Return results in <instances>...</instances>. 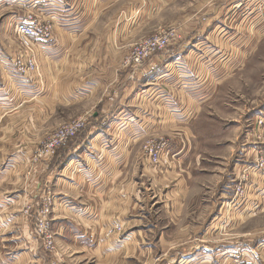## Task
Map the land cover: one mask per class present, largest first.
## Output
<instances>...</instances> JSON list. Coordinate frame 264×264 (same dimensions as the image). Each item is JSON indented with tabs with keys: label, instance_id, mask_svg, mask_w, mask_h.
I'll list each match as a JSON object with an SVG mask.
<instances>
[{
	"label": "crops",
	"instance_id": "crops-1",
	"mask_svg": "<svg viewBox=\"0 0 264 264\" xmlns=\"http://www.w3.org/2000/svg\"><path fill=\"white\" fill-rule=\"evenodd\" d=\"M38 1L54 29L51 40L38 42L34 48L41 75L15 81L11 78L12 64L6 60L0 77V264H45L34 214L26 209L50 189L56 198L53 217L57 246L69 264H199L207 259L231 264L237 245L244 247L252 260L250 249L258 251L262 257L257 263L264 264V240L253 244L257 238L234 244H200L184 252L179 262L172 260V254H162L160 241L179 238V227L182 236L190 233L191 210L200 195L201 205L210 208L211 196L204 183L190 184L189 177L193 176L188 175L173 202L158 198L154 186L153 196H148L146 177L155 184L164 182L159 177L160 168L142 150L149 138H167L171 146L167 148L168 161H164L169 162L170 155L175 154L182 167L193 158V140L213 138L204 126L199 127L201 114L210 110V100L226 82V71L222 54L210 55V48L217 47L221 53L227 45L223 33L241 28L244 19L264 10V0H228L219 13L211 7L194 13L195 22L186 23L184 30L189 32L181 45L161 57L156 71L134 82L123 67L124 58L131 44L145 36L137 34L150 18L159 16L162 4L155 2L158 11L156 7L132 6L131 0ZM2 2L20 12L30 5V0H0V6ZM116 7L123 8L128 18L117 24L110 14ZM19 16H13L14 24ZM236 18L239 21L232 27ZM209 33L216 36L211 39ZM200 48L209 50L205 55L197 52ZM1 52L14 56L0 45ZM76 116L88 119L87 129L63 146L55 159L33 162L39 145L66 123V117ZM222 130L217 135L224 141L226 128ZM251 137H236L229 145L224 141L230 155L240 159L233 169L237 177L248 155L257 150L249 143ZM224 144L214 145L212 151H221ZM200 160L195 159L202 164ZM195 173L203 175L202 170ZM252 176L248 198L233 208L250 206L255 212L264 208V171L255 169ZM197 186L204 188L203 194ZM229 187L226 183L219 188L214 207L227 198L226 202L231 201ZM156 197L158 200L150 204ZM161 203L167 217L157 213L162 210L158 207ZM237 209L234 215L242 217L243 209ZM222 223L224 217L218 216L215 224ZM229 223L242 228L236 219ZM117 224L124 231L111 233ZM153 239L159 241L157 247Z\"/></svg>",
	"mask_w": 264,
	"mask_h": 264
},
{
	"label": "rangeland",
	"instance_id": "rangeland-1",
	"mask_svg": "<svg viewBox=\"0 0 264 264\" xmlns=\"http://www.w3.org/2000/svg\"><path fill=\"white\" fill-rule=\"evenodd\" d=\"M43 1L45 2L46 0ZM38 2L41 1L30 0V5L27 8H20L21 11L22 9L25 10L22 11L23 13L20 12L15 6L8 7V5H6L5 7L3 5L4 2L1 3L3 6H0V45L14 56H10L6 52L0 53V77L2 76V71L4 70H2V65L6 60L9 65L12 64V72L15 78L13 76H11V78L15 81L27 80L31 78L35 79L36 77H39L41 75V67L39 65L37 54L35 52L36 50L34 48L36 46V43L42 42V40L34 41L32 39L33 44H31V46H27L24 40L19 35H17L15 31L16 24L21 21L23 22L30 19H37V21H39L40 23L42 22L44 25H49L48 22L51 23L43 15V7L37 5ZM155 2H157V6L162 4V6H160L162 7V11L160 12L159 16H153L147 21V24H145L141 30L142 32L140 34H137L142 35L143 33L145 34V36L133 42L131 44L130 50H132V46L135 45V43H139L143 40L158 36L161 32L170 28L179 29L184 41V38L189 32V30H184V27H186L187 22H195L196 17L195 15H193L194 13H203L209 7L213 8L214 13H219V10H221V5L224 3L226 4L228 0H131L130 3L132 6L133 3H135L136 7L144 9L155 8ZM160 7H156L159 8L158 11L160 10ZM37 11H39L41 15H38ZM110 14L115 16L114 19L116 24L120 23L123 19H128L127 12L123 11V8L119 9V7H116L115 10L111 11ZM14 15H20L16 24H14ZM238 16H240V13H238ZM250 17L251 19L247 18L242 22L241 28L239 27L240 29H242L241 31H239L240 29L237 28L235 31L228 30L229 32L223 33V35H226L225 40L227 41V45L221 53H217V47L215 48L212 46L210 48V55L222 54V66L226 71V82L220 87L221 90L219 89L217 95H215L210 100V110L207 109L201 114L199 127L204 126L207 129L206 133H210H207L209 138H213L207 141H203L202 137L193 140L195 152L192 154V159L194 160L193 162L192 159L190 161H185L186 164L182 167L179 166L178 159L175 154L172 156L170 155L169 162L166 163L164 159L168 161L167 152V154H165L161 160L163 166L161 167L162 163L156 165L158 168H160L159 177L162 179V183L164 182V184H155L149 179V177H146L147 180L145 184L148 189V196L149 194L151 196L153 192L151 188L154 186L156 194H158V198L163 197L165 200L171 202H173L174 199H177L178 187L181 182L184 181V179L186 180L187 175L193 176L192 178L189 177L190 184L195 183L194 185H198L204 183L205 188L209 189L206 193L207 195L211 196L210 208H205L201 205L200 195L197 206L193 210H191L192 215L188 216L190 226L193 227L191 228L192 231L187 234L185 233V235L182 236L184 232L181 227H179V238L172 240L163 239L158 245L159 248H161L162 254H172V260L176 262L182 260L181 255L185 254L184 252L187 253L190 249H195L198 247L197 245L200 244H234L239 240H256V238L259 239V241H255L253 242V244H259L264 240V208L260 207L255 212L254 208H251L250 206L244 208V206L240 207V205H238V209L236 207L233 208L232 206L235 203L240 204L242 200L244 201L248 198V190L253 178L252 173L255 171V169L263 172L264 166L263 168L256 167L258 166L257 164L259 163L260 158L259 156H256L257 153L255 151L253 156L248 155V160L246 162L247 164L242 169L239 177H237L234 174L233 169L237 163H240V159L235 154L231 156L229 148H227V145L225 148L224 144V141H227V144L229 145V142H231L232 140L235 141L236 137L240 138V140L245 139V135L249 136L250 134L252 135V142L250 140L249 143H251L252 145H256V148L260 147L258 146V136L254 135V125L256 121L254 119H259L258 117L264 115V10H259L257 13H255L253 18L251 15ZM238 19L239 18L233 20L232 27H234L238 23ZM255 22L257 24H254ZM52 27L53 24L51 23L50 28L53 38L54 29ZM191 27H193L192 24ZM233 34L236 35L233 36ZM209 35L211 39L216 36L212 35V33H209L207 36L209 37ZM204 38H206V36ZM207 38L206 40L208 41ZM201 49L202 48H200V50L197 52H202L203 54H205V52L209 50L208 48L203 51ZM186 52L187 51H185V53L183 54L184 56H186ZM29 60L34 61L33 66L30 63L23 68L20 66V62L26 63ZM210 65L213 66V63L211 62ZM23 69L28 72V74H24ZM136 79L138 78L136 77ZM136 79L129 78L131 82H134ZM207 83L210 84V80H208ZM172 92L175 93L177 91L173 90ZM69 114L70 113L67 112V116ZM209 116L210 121L207 122V118H209ZM78 118H80V116H76L70 119L69 117H66V123L64 124L75 121ZM199 127L198 124H196L195 128L198 129ZM224 127L226 128V135L223 137H225L226 140L223 141V139L219 140L217 134L219 131H223L222 129ZM258 132L259 135L264 136V130L262 128H259ZM180 133H182V128H180ZM201 135L205 136L206 134L204 133ZM215 135L216 137H214ZM154 139L155 138H149L145 142H143L142 150L145 151L147 145L150 142H157ZM157 140H160V142L164 143L167 148L171 146V142H169L167 138H160ZM222 142L224 145L221 151H212V149L215 148L214 145H218ZM209 144H211L212 146L207 147ZM262 147L264 148V144L262 145ZM217 153H220V156H218ZM144 155L148 160H150L146 151ZM56 156L52 159H55ZM195 159H201L203 161L202 162L200 160L202 164L196 163ZM33 162H36L35 156L33 157ZM162 169L164 170V172H162ZM201 170L203 175L196 176L197 173L195 172ZM226 183L228 186H231V188H229L231 189L230 191L232 193V199L231 201L229 200L230 202H226L228 199L227 198L226 201L220 204V206L214 207L213 201L217 197V195H219V188H221ZM244 185L245 189L243 191L245 193L243 195L239 191H237V189L238 187L240 188V186L243 187ZM197 188L201 190L199 194H203L202 191L204 190V188L202 186H197ZM47 196L51 198V202H49V204L50 209L53 210V217L56 198L54 192H52L51 189L50 191H47L42 199L37 202L42 201ZM158 198L156 197V199L152 201L150 200V204L158 200ZM158 207L162 208V210H158L157 213H160V215H164L167 217L168 213L164 210L163 203L158 205ZM221 209L222 213L219 215V211ZM235 209H243L241 212L242 217L236 218V216L234 215ZM218 216L224 217L225 223H222V225L215 224V219ZM192 218L194 219L193 222H191ZM234 219H236L237 223H240L242 228L237 229L235 228L233 223H229V221L233 222ZM219 226L221 227L219 228ZM52 230L54 233H56L54 229V222L52 223ZM114 232L115 231L111 233ZM242 236L243 239L241 238ZM153 242L157 247L156 244L159 241L156 239ZM238 246L239 245L235 247V250L232 253L231 264H259L257 263V259H261L262 256L258 251L255 250V252L259 254V256L256 257L255 254L253 255V249H250L249 255L253 257L252 260L248 257V251L246 252L243 250L244 247L238 248ZM57 249L59 255L61 254L60 257L62 258L63 264H69L62 257L63 254L61 253V251L59 252L58 246ZM47 259L51 261V258H47L46 256V261ZM213 260H202L199 262V264H220L217 261L215 262V260L213 262Z\"/></svg>",
	"mask_w": 264,
	"mask_h": 264
},
{
	"label": "built area",
	"instance_id": "built-area-1",
	"mask_svg": "<svg viewBox=\"0 0 264 264\" xmlns=\"http://www.w3.org/2000/svg\"><path fill=\"white\" fill-rule=\"evenodd\" d=\"M48 24L51 26V23L48 22ZM49 25H44L42 22L40 23L37 21V19H30L17 23L15 31L17 35L24 40L27 46H31V44H33L32 39L34 41H48L52 38V32ZM182 41L183 38L179 29H166L158 36L135 43V45L132 46V50H130L129 54L124 58L123 67L129 70L130 78L136 79L137 77L139 79L141 77H147L149 72L156 71V69H158V61L161 57L170 54V50L175 48ZM33 62L34 61L29 60L26 63L20 62L19 64L23 68L29 63L33 66ZM23 73L28 74L25 70ZM258 118L259 119H254L256 120L254 125V135L258 136V146H260L256 150L257 157L259 156L260 158V161L257 164L258 166L256 167L263 168L264 148L262 145L264 144V136L259 135L258 130L259 128L264 130V115ZM88 124L89 121L87 118L80 117L75 121L60 126L58 129L53 131L46 141L38 148L35 155V161L38 162L54 158L63 146L84 132L87 129ZM155 141L157 142L149 141L150 143L147 145L145 151L151 162L155 165H159L162 157L167 152V147L164 143L160 142V140ZM245 185L243 187L240 186V188L238 187L237 189V191L243 195L245 193L243 191L245 189ZM47 197L40 202L33 203L32 206L27 208L26 212H33L36 235L43 245L45 255L47 258H51V261L48 259L46 261V258H44L45 264H63L57 249L56 233L52 230V223L54 222V219L52 217L53 210L50 209L49 204V202H51V198ZM114 231L122 233L124 231V227L121 224H117L114 227ZM254 254L256 257L259 256L255 250H253V255Z\"/></svg>",
	"mask_w": 264,
	"mask_h": 264
}]
</instances>
